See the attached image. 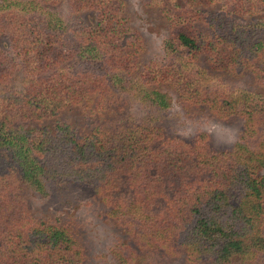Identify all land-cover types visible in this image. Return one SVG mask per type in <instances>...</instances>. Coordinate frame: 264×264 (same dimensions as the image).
I'll return each mask as SVG.
<instances>
[{
  "label": "trees",
  "instance_id": "trees-1",
  "mask_svg": "<svg viewBox=\"0 0 264 264\" xmlns=\"http://www.w3.org/2000/svg\"><path fill=\"white\" fill-rule=\"evenodd\" d=\"M180 1L189 9L164 41L168 61L141 65L143 38L118 0H0V264H93L70 227L28 211L23 190L45 199L63 183L88 189L123 234L94 257L101 264H155L145 250L187 264H264V93L198 64L247 69L264 89V21ZM234 1L241 13L264 6ZM162 85L188 112L241 120L231 147L212 150L202 131L168 137ZM91 101L96 112L126 111L127 123L82 137L64 123L28 126Z\"/></svg>",
  "mask_w": 264,
  "mask_h": 264
},
{
  "label": "rangeland",
  "instance_id": "rangeland-1",
  "mask_svg": "<svg viewBox=\"0 0 264 264\" xmlns=\"http://www.w3.org/2000/svg\"><path fill=\"white\" fill-rule=\"evenodd\" d=\"M121 7V16L130 30L137 31L144 42V50L140 55V64H163L168 61L164 48V41L173 39V32L177 13L189 9V4L174 0H118ZM191 7V6H190ZM180 8V9H179ZM193 9L207 11L227 10L229 17L239 23L264 21V6L257 5L252 12L241 13L234 0H213L212 3L195 5ZM87 15V14H85ZM84 15V17H85ZM89 16V15H87ZM91 18V16H90ZM203 28V27H201ZM198 64L206 68L211 74H217L226 81H231L264 93L263 88H258L247 69L241 72H215L206 62L200 60ZM168 96L169 126L164 130L168 137H178L191 140L200 131L209 137V146L214 151L230 148L238 138L242 129V122L237 118L218 119L206 109L188 112L179 102L177 94L165 85L158 87ZM95 99V98H94ZM93 99V100H94ZM96 101V99L94 100ZM93 109V113L90 110ZM126 111H121L116 106L104 105L103 109L96 112L93 101L88 105H76L59 111L53 118L38 122H31L30 127H51L55 123L68 124L77 137H82L94 127H103L113 130L127 123ZM55 191L42 199L38 195L23 190L28 211L34 218L46 220L59 219L70 227L77 239L83 244L93 264H101V260H94L96 255L106 254L117 236L123 237L119 229L103 216V206L92 193L77 184L67 183L60 185ZM120 233V234H119ZM155 260V264H187L183 257L168 256L145 250ZM144 264L136 259L132 264Z\"/></svg>",
  "mask_w": 264,
  "mask_h": 264
}]
</instances>
